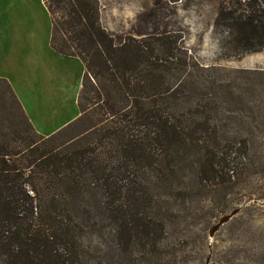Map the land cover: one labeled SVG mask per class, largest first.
<instances>
[{
  "label": "trees",
  "instance_id": "16d2710c",
  "mask_svg": "<svg viewBox=\"0 0 264 264\" xmlns=\"http://www.w3.org/2000/svg\"><path fill=\"white\" fill-rule=\"evenodd\" d=\"M44 2L51 47L86 69L80 116L42 136L0 78V264H162L189 206L264 179V71L209 79L170 33L118 41L99 0ZM216 27L263 51L264 0H224Z\"/></svg>",
  "mask_w": 264,
  "mask_h": 264
},
{
  "label": "rangeland",
  "instance_id": "374dc122",
  "mask_svg": "<svg viewBox=\"0 0 264 264\" xmlns=\"http://www.w3.org/2000/svg\"><path fill=\"white\" fill-rule=\"evenodd\" d=\"M223 1L99 0L100 23L118 41L170 33L207 69L209 79L239 81L245 78L239 71H264V50L239 54L223 48L226 34L216 27ZM224 198L214 194L189 206L196 219L182 235L170 230L161 244L162 264H264V179L240 185ZM235 210L239 213L212 236L213 227ZM93 246L103 247L97 241Z\"/></svg>",
  "mask_w": 264,
  "mask_h": 264
},
{
  "label": "crops",
  "instance_id": "0c3cea01",
  "mask_svg": "<svg viewBox=\"0 0 264 264\" xmlns=\"http://www.w3.org/2000/svg\"><path fill=\"white\" fill-rule=\"evenodd\" d=\"M44 0H0V78L7 80L38 134L51 136L80 116L85 66L51 47Z\"/></svg>",
  "mask_w": 264,
  "mask_h": 264
},
{
  "label": "water",
  "instance_id": "95a60500",
  "mask_svg": "<svg viewBox=\"0 0 264 264\" xmlns=\"http://www.w3.org/2000/svg\"><path fill=\"white\" fill-rule=\"evenodd\" d=\"M238 213H239V210H235L231 214L224 216L219 222V224L213 227L211 231V235L214 236V234L219 230L221 226L229 223L233 219V217H235Z\"/></svg>",
  "mask_w": 264,
  "mask_h": 264
}]
</instances>
